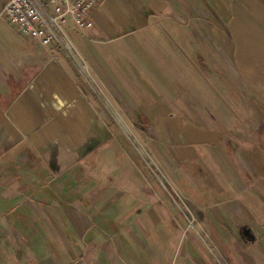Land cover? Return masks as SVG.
<instances>
[{
    "label": "crops",
    "instance_id": "obj_1",
    "mask_svg": "<svg viewBox=\"0 0 264 264\" xmlns=\"http://www.w3.org/2000/svg\"><path fill=\"white\" fill-rule=\"evenodd\" d=\"M198 2L207 0L95 4L91 26L65 28L85 39L75 48L92 75L86 82L57 44L10 25L0 0V264H264V95L248 94L230 129L204 107L182 110L179 95L170 108L156 85L171 82L174 67L179 77L196 68V42L175 35L190 33L185 19ZM246 2L264 24V10ZM144 16L150 22L139 25ZM159 20L166 25H152ZM236 33L237 52L264 70V42ZM86 83L105 95H91ZM111 112L152 119L110 126L102 115ZM117 125L125 138H114ZM133 130L134 139L125 132ZM154 176L184 191L204 218L188 225L169 204L146 199L159 190Z\"/></svg>",
    "mask_w": 264,
    "mask_h": 264
},
{
    "label": "rangeland",
    "instance_id": "obj_2",
    "mask_svg": "<svg viewBox=\"0 0 264 264\" xmlns=\"http://www.w3.org/2000/svg\"><path fill=\"white\" fill-rule=\"evenodd\" d=\"M255 2L264 10V0H255ZM196 5L200 6V8L197 11L195 10V15L185 19V27L187 30L188 28L191 30L190 33L181 34L180 36L175 35V38L180 39L179 42L182 44L188 39L196 42V47L198 48L196 49V68H182L185 73H182V76L179 77L176 75L178 67H174L175 74L172 81L164 85H156L162 86L164 99L161 100L165 102V105L170 106V108L178 107V105L174 104V98L179 95L183 98L181 103L182 110H193L195 106L204 107L205 111L209 112L211 118L213 117L214 120L221 119L225 123L231 124V129L237 124V119L240 120V117L237 115V107H241L243 103L246 109L250 106L251 100L248 98V94L256 96V93L260 92L262 96L264 95V83H261V85L253 84L254 86H252L246 82V80L252 81L258 74L264 77V70L254 59L252 60L250 57L237 52L236 39L238 33L236 32H241L240 35L251 40L264 42V24L255 16L246 0H207V2H198ZM149 22L150 20L144 16L139 25L146 26ZM152 25L162 28L166 24L165 21L159 20L156 24L153 22ZM68 35L73 41L72 43L70 39L73 47L71 50H68L59 46L62 49V55L67 60H70L72 66L75 67L74 71L82 74L86 82H89L92 75L88 68L87 60L83 56L81 57L75 48L79 38L85 39L75 31H68ZM146 37L151 41L171 42L168 38L165 39L163 35H158V37L155 35H144L141 39L145 42L148 40ZM172 42L176 43L175 40H172ZM183 53L182 51L181 54ZM249 62L251 64L250 69L252 71L257 70V73L245 72L244 64ZM87 84L86 90L91 95H93V90L100 92L101 97L105 95V91L99 83V88L94 83H89L93 88H90ZM144 85L148 86L147 83ZM151 86L153 84L149 85V87ZM238 92H243L245 97L239 93L240 99L237 100L236 95ZM193 94L198 98H193ZM100 100L103 103L102 107L104 105L110 106L112 111L115 110L113 109L115 106L113 102L110 105L108 99L100 98ZM209 109L213 110L214 116ZM102 110L104 111V109ZM122 110L124 109L122 108ZM172 116L173 114L167 115L168 118H172ZM247 116L246 114L244 117V124L246 127H250L252 120L248 119ZM125 117L133 119L136 117L134 124L143 122L146 125L152 119V116L145 114L121 115L111 112V114H103L102 121L110 126H112L111 123L124 124L127 122ZM188 118L187 114H182V119L187 120ZM120 126L117 125L116 129L112 130L116 139L125 138L124 131L119 130ZM125 132L132 139L137 137L136 134L138 133L136 130ZM154 170L150 169L149 171L154 175L156 173ZM155 179H157L156 176H154ZM155 182L159 190H149L148 194L144 195L146 199L151 198L150 201L155 200L160 203L165 202L167 206L170 205L169 208L172 214H174V218L182 219L188 225L204 218L203 211L199 209L194 211L192 204L195 201L184 191L169 190L162 178L155 180ZM201 199L203 198H200V203L203 202Z\"/></svg>",
    "mask_w": 264,
    "mask_h": 264
},
{
    "label": "built area",
    "instance_id": "obj_3",
    "mask_svg": "<svg viewBox=\"0 0 264 264\" xmlns=\"http://www.w3.org/2000/svg\"><path fill=\"white\" fill-rule=\"evenodd\" d=\"M103 0H5L2 16L22 35L71 50L65 28L71 22L80 28L91 26L93 6Z\"/></svg>",
    "mask_w": 264,
    "mask_h": 264
}]
</instances>
